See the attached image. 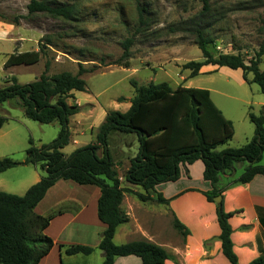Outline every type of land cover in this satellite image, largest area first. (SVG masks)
I'll list each match as a JSON object with an SVG mask.
<instances>
[{
  "label": "trees",
  "instance_id": "16d2710c",
  "mask_svg": "<svg viewBox=\"0 0 264 264\" xmlns=\"http://www.w3.org/2000/svg\"><path fill=\"white\" fill-rule=\"evenodd\" d=\"M199 1L202 8L197 16L167 28L171 34L192 33L195 45L201 51V61H189L183 65V69L190 71L188 77L198 75L200 68L205 65L240 69L244 82L256 84L264 95V71L259 69L264 56V42L248 64L239 54H220L214 57L207 48L213 39L205 34L208 24L204 23L211 13V5L209 0ZM136 10L137 35L146 26L148 11L139 0H136ZM27 12L28 16L42 14L63 21L78 20L79 16L75 5H52L45 0H31ZM133 43V38L121 42L123 62L119 64L124 69L129 68L130 47ZM52 46V38L46 35L39 43L38 50L14 51L10 54L4 68L35 65ZM77 64L75 74L60 72L49 76L50 62L45 61L44 70L35 81L19 84L14 77L5 78L0 87V105L11 99L18 100L27 119L45 125L53 122L59 124L57 137L49 144L36 146L32 139L28 140L23 164L33 165L43 171L39 181L22 196L0 191V264H38L49 253L53 241L44 234V230L55 214L39 215L35 213V208L59 180L99 189L97 218L105 225L98 244L103 254L102 264H113L115 258L126 256L138 257L141 264H164L168 259L166 251L149 241L114 244L116 229L128 222V216L120 207L124 194H131L144 204L156 202L166 205L168 201L155 191V187L175 182L181 168L187 173L186 166L198 160L203 163V179L211 186L208 192L203 193L210 203H214L215 197H222L223 192L229 188L246 184L256 175L264 177V107L258 114L251 111L247 113L254 134L246 144L238 148L217 150L232 139L233 126L214 105L209 91L182 86L172 89L166 82H150L147 85L132 82L134 95L130 99L129 109L123 113L107 111L94 141L77 148L66 157L61 150L70 142L69 118L79 111V107L69 105L67 99L71 97L72 91L86 90V83L81 77L94 71V68H84L80 62ZM248 75L252 76L250 80ZM6 121V117L0 116V129ZM111 131L134 134L137 138L138 152L130 159L123 179L130 185L140 187L141 193L121 187L108 149L107 138ZM239 163L245 164L242 174L221 185V175L232 172ZM17 165L8 157L0 159V174ZM232 215L224 211L222 202L216 205L222 254L230 264H236L229 225ZM172 225L182 237L188 235V230L176 218H173ZM65 253L87 256L92 253V248L69 246ZM249 264H264V257H258Z\"/></svg>",
  "mask_w": 264,
  "mask_h": 264
},
{
  "label": "rangeland",
  "instance_id": "374dc122",
  "mask_svg": "<svg viewBox=\"0 0 264 264\" xmlns=\"http://www.w3.org/2000/svg\"><path fill=\"white\" fill-rule=\"evenodd\" d=\"M30 1L0 0V87L5 78L11 77L19 84L33 82L43 72L45 61L50 62L49 76L60 72L75 74L80 62L84 68H94L92 73L81 77L86 83V90L75 92L81 109L88 112L92 105L94 108L123 111V105L116 103L115 99L132 97V82L139 85L167 82L172 87L187 86L188 83H183L181 77H186L189 71L183 69V65L202 60L192 33L171 34L167 29L170 25L197 16L202 8L199 0H139L148 14L146 26L137 35L136 0H45L52 5H75L79 16L78 20L71 21L51 19L42 14L28 16ZM209 2L211 13L204 20L208 24L205 34L213 39V43L207 45L209 52L214 57L239 54L248 64L264 42V0ZM46 35L52 38L53 46L38 64L4 68L6 55L14 51L38 50ZM126 38H133L134 43L130 47L129 68L124 69L119 63L123 62L121 42ZM259 69L264 71V56ZM191 85L221 90L237 99L229 101L226 107L219 105L235 128L236 134L228 143L229 147H239L246 142L245 138L248 141L252 138L253 125L247 119V112L249 106L255 110L258 107L246 105L242 100L254 104L264 102V95L256 84H241L236 76L219 71L212 75H200L193 79ZM213 100L217 103L221 97L213 94ZM0 116L7 118L0 129V158L8 157L19 164L0 174V191L22 196L33 185L34 175L44 174L33 165L23 164L28 140L32 139L36 146L49 144L57 137L59 124L45 125L27 119L19 101L14 99L0 105ZM123 137L131 144L125 155L135 156L138 152L136 136ZM223 148L225 146L219 147ZM70 149L71 146L67 148ZM112 149L115 151L116 147ZM118 149L125 151L124 145ZM244 166V163L237 164V175L242 174ZM145 205L155 207L157 203L148 202ZM156 208L162 209L159 206Z\"/></svg>",
  "mask_w": 264,
  "mask_h": 264
},
{
  "label": "crops",
  "instance_id": "0c3cea01",
  "mask_svg": "<svg viewBox=\"0 0 264 264\" xmlns=\"http://www.w3.org/2000/svg\"><path fill=\"white\" fill-rule=\"evenodd\" d=\"M8 56H5L3 65ZM219 71L232 74L241 84L245 83L240 69L231 70L227 67L205 65L200 68L195 77H188L190 71L186 77H181L183 83H188L187 86L182 87L208 90L214 105L233 126V122L225 117L221 107H226L229 101H236V98L221 90L191 85L194 78L200 75H212ZM251 78L252 76L249 75L248 79ZM167 84L172 89L178 87ZM75 92L77 91L70 92L71 97L67 99V103L77 105L79 111L69 118L70 142L61 150L66 157L77 148L94 141L97 129L103 123L107 111H111L100 107L94 108L92 105L88 112L84 111L75 98ZM213 94L221 97V100H217L216 103L213 100ZM132 97L116 98L115 102L123 105L125 110H112L126 112L130 107ZM242 102L246 105H256L258 107L256 110L252 106L248 108V111L254 114H258L259 110L264 107L262 101L257 104L248 100H242ZM235 134L233 126L232 138ZM124 135L132 134L111 131L107 138L108 149L118 172L121 187L141 193L140 187L130 185L123 179L130 159L135 157L125 155L131 144L124 139ZM245 141L244 144L248 142L247 138ZM228 143L224 145L225 148L229 147ZM120 145H124L125 151L118 149ZM70 146L71 149L67 150ZM114 146L115 151L112 149ZM217 150L222 149L218 147ZM3 158L6 157L0 159ZM236 166L232 172L221 175V185L240 176L237 175ZM203 168L200 160L195 161L186 166L187 173L184 168L180 169V176L175 182L157 185L155 191L168 201L166 205L157 204L155 207H148L133 195L124 194L120 207L128 216V222L116 229L114 244L122 245L138 240L149 241L166 251L168 259L164 264H230L222 254L221 242L218 239L220 228L217 223L216 205L208 202L203 195L211 189L210 183L203 179ZM41 176L39 173L34 175L32 184L37 183ZM99 196L100 191L95 186H80L72 181L64 180L57 181L47 191L43 200L36 206L35 213L43 216L55 214L44 230V234L52 239L53 247L38 264H102L103 254L98 249V244L105 225L97 218ZM157 206L162 209H157ZM222 206L225 212L233 214L229 219V225L232 229V250L236 256V264H249L258 257H264V177L256 175L246 184L225 190L222 194ZM173 218H176L188 230L185 238L173 228ZM76 245L91 247L92 253L87 256L65 253L67 247ZM113 264H141V261L136 256H126L115 258Z\"/></svg>",
  "mask_w": 264,
  "mask_h": 264
},
{
  "label": "water",
  "instance_id": "95a60500",
  "mask_svg": "<svg viewBox=\"0 0 264 264\" xmlns=\"http://www.w3.org/2000/svg\"><path fill=\"white\" fill-rule=\"evenodd\" d=\"M221 202H222V197L221 196H217V197L214 198V203L216 205H220Z\"/></svg>",
  "mask_w": 264,
  "mask_h": 264
}]
</instances>
